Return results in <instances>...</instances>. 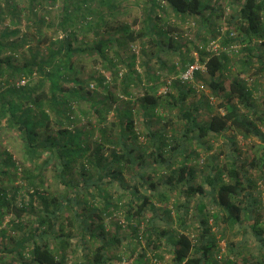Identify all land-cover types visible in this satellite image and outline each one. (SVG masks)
I'll return each instance as SVG.
<instances>
[{
  "label": "trees",
  "instance_id": "trees-1",
  "mask_svg": "<svg viewBox=\"0 0 264 264\" xmlns=\"http://www.w3.org/2000/svg\"><path fill=\"white\" fill-rule=\"evenodd\" d=\"M26 1L28 2V15L25 27L31 23L37 25L34 32L38 38L36 46L34 39L29 40L26 34L17 37L14 41L9 40L4 43L5 37L20 33L17 28L5 29L0 34V57L4 52H10L8 57L0 58V76L7 75L4 80L7 85L9 84L6 90L0 93V123L4 120L7 129L18 132L22 152L34 164V168H29L14 159L10 152L5 150L0 152L1 235L5 232V229L1 227L7 216H12L11 225L15 230H19L23 228L24 220L29 215L34 214V211L39 214L33 231L22 235L9 251L17 253L18 264H67V248L72 240V232L70 230L65 232L64 228L73 227L80 231H89L88 222L96 224L97 221L98 227L102 228L103 224L100 222L102 216L122 207L120 201L112 200L113 197L107 187L108 189H126V182L122 177L125 164L131 167L129 169H132L139 180L131 183L130 198L140 201L136 208L135 206L128 207L127 222L133 220L139 222L148 211H154L152 203L154 197L157 201H165L166 191L162 193L157 188L153 190L154 184L151 183L149 187L147 186L145 176L149 177L148 172L166 173L168 177L164 184L165 189L182 193L177 206V220L174 217L172 219L170 210L164 209L166 225L178 222L181 230L172 232L161 230L158 233L155 229L156 222L153 219L151 222L153 231L152 234L149 233V236L153 238L148 240V246L152 240L154 245L158 244L157 246H160L162 241H167L171 250V264H217L212 259L213 252L218 249L217 239L211 231L209 220H212L215 225L222 224L225 229L241 231L245 240L239 244H244L243 242L247 241L246 238H250L257 242L259 251L264 250L262 217L258 216L254 221H250L248 216L253 208L259 207L260 204L264 205L260 198L261 192L257 191L259 182L264 185V111L258 109L253 100L257 86L251 88L246 82L238 79L226 85L225 81L219 79V76L226 70L228 55L223 51L219 54L206 52L205 47L197 46L195 52L199 54L198 61L205 64V72H196L193 81L194 79L201 81L207 86L210 93L220 99L218 107L221 109L212 113L207 121H199L198 114L204 110L211 112L212 106L206 100L186 107L188 94L194 91L191 86H187L190 82L182 83L179 78L169 81L170 91L168 90L159 98H155L151 93L133 97L131 88L143 87V77L133 68L134 57H131L132 62L130 60L125 74L122 75L118 73L119 68L116 66L115 59L109 58L108 54L111 46L116 42L113 35H119L117 37L123 40L120 43L122 45L140 40L143 54H147L144 43L157 46L158 50L150 52L149 60L151 61L153 59L158 61L159 54L166 50L168 52L169 49L182 56L183 47L173 46L174 41L171 35H175L176 28L168 21L170 19L168 10L175 19H184L186 16L198 18L201 22V29L208 27L210 40L220 37V45L221 43L222 45L231 44L234 41L250 44L255 39L264 40L262 22L264 0H238L235 13L228 19L229 31H225L222 37L220 28H214L213 23L214 16L217 14L216 16L222 17L225 13L224 9L219 5L210 6L205 0H144L142 15L136 22L138 28L135 30L126 23L110 25L109 21L116 15V0H62L56 18L49 19V21H46L48 19L44 13L41 12L42 16L38 15L39 10H52L57 0ZM9 8V5L3 4V7L0 5V20H5L9 15L12 19L11 24L15 25L16 21L13 24V18L17 10L14 7L10 10ZM50 22L62 32L59 40L57 37L51 40L40 31L43 25ZM233 27L238 32V36L231 38L230 33L234 31ZM90 31L95 35L92 42L78 49L72 47V43L78 41L76 37L79 32L84 34ZM100 35L108 36L101 37ZM43 37L48 39V44L45 45L46 53L39 58L37 50L45 42ZM165 45L166 48H164ZM259 45H257L259 47L256 53L264 58V42L261 41ZM24 47L30 53L29 57L24 59L22 64H12L11 57H15L19 53L18 50ZM245 50L250 51L252 48ZM81 53L96 55L103 61L101 69L110 71V81L107 82L106 77L100 73V69L91 71L87 80L77 77L80 73L76 67L77 56ZM114 54L118 57L117 52ZM194 61L195 58L187 62L183 61L179 72H184L187 65ZM242 63L250 65L251 61L247 60ZM259 65L257 70L264 72V60ZM145 71L148 80L150 75L147 69ZM169 71L172 73L174 69H169ZM204 73L208 79L202 78ZM32 75L37 76L35 85L29 86V81L25 85L15 84L16 81L27 80L26 77L31 78ZM9 77L15 79L14 82L8 83ZM92 81H96V87L103 90L100 99L90 96L88 90L85 89ZM45 83H48L47 90L43 89ZM109 83H112V88L120 93L117 95L112 93L108 87ZM65 84H72V86L67 87ZM172 89L177 90V96L173 94ZM222 93L225 95L223 96ZM234 99L235 102H233ZM70 101L88 102L90 110L87 114L92 112L97 115L98 123H100L98 127L100 142H94L92 147L88 143L89 138L92 137L91 129L86 131L84 126H75L77 121L71 110ZM261 105L264 107V87ZM134 106L138 107L140 122L147 136L143 143L137 140ZM239 107L246 110V113H242ZM158 108L169 114L176 113V117L183 122V128L172 130L170 141L165 133L160 132L156 127L161 121L155 113ZM111 110H113L114 119L107 127L114 132V135L106 136V128L103 124ZM53 125H55V130L52 131ZM239 134L243 138L255 137L260 142V149L258 148L259 150L255 151V155L250 159L243 157L241 151L238 150L235 139ZM206 137L220 138L223 149L215 155H210L208 163L204 164L205 177L200 184H195L194 171L186 163L196 160L198 154L186 153L185 145L192 139L206 150H210L211 146H206V141L201 142ZM173 142L175 145H172ZM104 143H111L114 146V149L106 156L102 152ZM176 147L181 157L180 160V157L175 155L177 153L166 155L167 152L174 151ZM151 157H153L152 161L146 164L147 159ZM52 161H56L54 165L60 184L66 187L56 195L42 192L40 189L44 185L43 169ZM78 161L81 179L65 180ZM89 170H95L97 175H91ZM252 170L258 172L255 177L251 174ZM141 181H143L142 184ZM18 184L25 185L22 189L28 187L27 202H17V195L22 191ZM137 184L145 188L148 194L139 193ZM8 186H12L10 193L7 192ZM205 195L215 207V212L204 213L206 205L201 202V198ZM96 196L99 197L97 202L103 204L98 208L99 212L86 213L82 216L79 205L88 204L89 199ZM193 200L197 202L195 204L196 226L192 229L194 231L200 229L195 241L187 234L190 230L187 216L189 205ZM133 208L136 210L132 211ZM68 212L74 215L72 214L69 218L65 215ZM132 231L137 242L147 233L146 231L140 235L138 229L134 227ZM92 237L95 236L92 235ZM79 239V245H83L85 250L84 256L87 258L92 254L91 260H87L86 264H108L106 248L110 244L109 241L100 242V245L90 252L91 249L86 245L85 236L81 235ZM54 243L57 246L51 245ZM229 246L234 253H239L236 246L233 244ZM262 254L255 255L251 260L243 258L241 263L229 259L224 263L264 264ZM144 257L145 253L138 254V264H141Z\"/></svg>",
  "mask_w": 264,
  "mask_h": 264
},
{
  "label": "rangeland",
  "instance_id": "rangeland-1",
  "mask_svg": "<svg viewBox=\"0 0 264 264\" xmlns=\"http://www.w3.org/2000/svg\"><path fill=\"white\" fill-rule=\"evenodd\" d=\"M6 1H8L7 5H9L10 8L14 7L17 11L15 12V18H13V24L14 21H16L15 25L11 24L12 19L8 15L5 20H0V34L5 30H11V29H19L20 33L5 37L3 39V42L6 43L9 40H16L17 37H20L24 34L28 35L29 40L34 39L35 46L37 44L38 38L37 35L34 34L35 29L37 28V25L34 23L29 24L28 27H25V24H27L26 17L28 15V2L26 0H0V5L3 7V4L6 5ZM144 0H116V12L114 18L111 19L110 25L116 26L117 23H123L128 24L133 27V29H137L138 25L136 22L139 20V18L142 15V2ZM210 6L219 5L221 8L224 9V14L222 17L214 16V28H222L223 31H229V22L228 19L231 18V16L235 13L237 7H238V0H205ZM55 6L52 10H39V14L42 16V13L46 15L47 19L46 21H49V19L56 18V14L60 11V5L62 3V0H57L55 2ZM9 8V10H10ZM58 11V12H57ZM42 12V13H41ZM168 18L170 19L168 21L171 22V25L176 28L174 34L171 35L173 39V46L178 47L181 46V48L184 50L182 53V56H179L176 52L167 50L163 52L162 54H159V60L156 61L153 59L152 61L149 60V56L151 55V51L158 50L157 46L155 47L154 44L151 43H144L145 50L147 51V54L142 53V43L140 40H137L135 42H127L125 45H122L120 43L123 42V40H119L117 36L119 35H113V38L116 40V42L111 46V50L108 51L109 58H114L115 63L117 64V68H119L118 73L125 74L127 70V66L130 63L131 57H134L133 61V68L136 69L138 73L143 77L142 79V88H131L132 96L138 97L140 95H144L145 93L149 94L151 93L155 98H159L161 95L166 93L168 90L170 91V87H168L169 81H174L177 79L180 75L179 68L181 67V64L183 61L187 62L191 58L196 57V48L198 47H206L207 44L212 41L209 38L211 35L208 33V27H203L201 29V22L198 18H195L193 16H186L183 18H177L175 19L171 12L168 10ZM213 19V18H212ZM262 22L264 25V16L262 18ZM200 26V30H199ZM56 25L54 23H48L46 25H43L41 27V32L46 34L47 38H52L55 40H59L61 38V33L56 29ZM235 33V37L238 36V32L235 31V27H233ZM111 29V28H110ZM30 33V34H29ZM101 37L108 36V35H100ZM110 36V35H109ZM95 35L92 34L90 31L89 33H80L77 35L76 39L78 41L72 43V47H75V49L85 47L87 44L92 42ZM44 39V43L39 46V49L37 50L39 58H41L45 53V45L48 44V39ZM118 39V41H117ZM261 41L264 42V40H253L250 44L248 43H228L226 45L221 46L223 48V52H225L228 56L227 58V67L226 70H224L223 74L219 76V79L225 81L226 85H228L231 81L238 79L241 81H244L247 83V85L251 88L257 86V91L253 95V100L256 103V106L258 109L264 111V107L261 105V96L263 93V87H264V72L258 71L259 64L262 63L264 60L263 57H259L258 53H256V50L258 49ZM119 42V44H117ZM147 42V40H146ZM259 42V43H258ZM33 44V41H32ZM167 44V42H166ZM118 45H122L120 48ZM232 45H237L240 47L239 52L237 54L231 55L228 51L229 47L231 49ZM259 45V46H257ZM56 47V45L54 46ZM248 47V48H247ZM166 48V45L164 46ZM252 48L250 51H246L245 49ZM19 53L14 57H11V63L13 64H22L24 59L28 58L30 53L27 51L26 47H24L22 50H18ZM117 52L118 57H115L114 54ZM10 54L9 51L4 52L1 57L6 58ZM199 55V54H198ZM0 57V58H1ZM199 57V56H198ZM83 59V61L81 60ZM251 61L250 65L246 64L243 65L242 62L245 61ZM77 62L76 67L80 70V73L77 77L80 79L87 80L88 77L91 74V71H100L101 74H103L107 82L110 81V71L101 69L102 62L100 59L97 58L96 55H90V54H83L77 56ZM132 62V60H131ZM163 64V66H161ZM148 71V74L150 75V79H146V70ZM169 69H174V72L170 73ZM10 73V72H9ZM36 75H39L37 73H33ZM118 74V75H119ZM7 76V75H6ZM6 76H0V93H3L4 90L8 87V85L5 83V77ZM217 76V77H218ZM17 78L16 76H14ZM31 77V76H30ZM120 77V76H119ZM157 77V79H156ZM10 78V77H9ZM27 80L17 82L20 85H25L29 81V86H33L37 83V76L32 75L31 78L26 77ZM155 78V79H154ZM202 78L208 79L207 75L205 73L202 75ZM11 79V80H10ZM8 83L14 82L10 78ZM96 81H92L88 87L85 89L88 90L89 95L92 97H95L97 99L101 98V95H103V90L100 87H96L95 85ZM14 84V85H15ZM48 83H45V86H43V89L47 90ZM67 87H71L72 84H65ZM64 85V86H65ZM187 86H191V88L194 90L192 93L188 94V97L186 99L185 105L188 107L191 104L197 105L201 103L202 101H208L211 107L210 110H204L200 114H198L197 118L199 121H207L210 117V115L216 111H220L221 109L218 107V104L220 102V99L215 97L213 94L210 93L207 86L203 85L201 81H191ZM109 89L117 95L120 93L115 88H112V83H109ZM144 88V89H143ZM173 94L177 96V90L172 89ZM224 96L225 93H222ZM8 96V95H6ZM118 97V96H117ZM142 97V96H141ZM121 99V98H120ZM117 101V100H116ZM236 100L234 99L233 102ZM71 105V110L73 111V115L76 116V127H86L84 128L86 131L88 129H91V138H89V145L92 147L94 142H100V131L98 130V127L100 126V123H98L97 115L92 113L87 114L89 109V103L88 102H71L69 103ZM114 109V108H113ZM135 112V128L136 133H138V141H145L147 138L146 132L144 131V127L142 122H140V116L138 114V107L134 106ZM239 110L242 113H246V110H244L242 107H239ZM173 111V110H171ZM156 113V117H160L161 121L160 124L156 125L158 130L163 131L168 139V141L171 140L172 130L174 128H183V122H181V119H178L176 117V113L169 114L168 112H165L163 109L158 108ZM168 113V114H167ZM83 114V115H82ZM114 113L113 110H111L108 114L106 122L103 124L104 128H106V136H112L114 135V132L110 130L107 126L112 123L114 119ZM155 121V119H153ZM102 125V126H103ZM92 126V127H89ZM262 129V128H261ZM52 131L55 130V125H53ZM180 132V131H179ZM229 134V133H227ZM192 136V134H191ZM237 140V147L238 150L241 151L243 157H247L250 159L255 155V151L259 150V140L255 137H247L243 138L240 134L236 136ZM206 141V146H211L210 150H206L204 147L200 146L196 140H189L187 141L185 145V151L186 153L194 152L198 154V158L196 160L187 162L186 165L189 167H192L193 173H194V182L195 184H200L202 182V179L205 177L206 172L203 173L204 170V164L207 162L210 157V155H215L219 153L220 149H223V143L220 138H213V137H206L205 139H202L201 142ZM102 143V142H101ZM172 145H175L173 142ZM180 148V146H179ZM259 148V149H258ZM114 149L113 144L111 143H104L102 144V152L104 156H106L107 153H110ZM8 151L12 154L14 159H16L19 162L24 163V166L27 165L29 168H34V164H32L31 161H29L28 157H25L24 153L22 152V144L19 139V134L15 130L7 129L5 126V121L2 120L0 123V152L2 151ZM149 153V151H148ZM171 153L178 155L177 147L174 151L167 152L166 155H171ZM180 157V156H179ZM151 159H147L146 164L148 162L152 161ZM181 157L179 158V160ZM222 160V158H221ZM56 161H52L51 164L47 165L43 173V181L44 185L41 187L42 192H46L48 194L56 195L58 192H62L66 187L60 184L59 178L57 177V172L55 169V163ZM79 161L76 163L75 166H73L72 171L67 175V178L65 180H77L81 179L79 176ZM125 169L123 170L122 177L124 179L125 188L124 190L116 189V188H110L107 190L110 193V195L113 197V201H120L122 203V207L118 210H114L113 213H110L108 215H103L100 222L103 224L102 228L98 227V221L96 224H91L88 222V225L90 224V230H78L75 228L68 229V227L64 228V231L70 230L72 232V240L70 241V245L67 248V264H86L87 260H91L92 254L89 257H85V250L83 248V245H79L80 236H85V242L86 245H88L90 252L94 251L102 241H109V245L107 246L106 255L107 259H109L108 264H138V254L145 253V257L143 260H141V264H171V250L168 246L167 241H162V244L160 246L155 245L152 242H150V245L148 246V240L153 238L149 236V233L152 234L153 229L151 228V222L154 219L155 229L159 233L161 230L165 231H177L181 230L178 222H173V224L166 225V215L164 212V209L170 210V216L177 220V206L180 203V199L182 196L181 194L177 193L176 191H167L165 189V181L168 175L161 171H156L155 174L153 172H148L145 178L147 179V186H150L151 184H154V189H158L163 193L165 192V201L160 202L157 201L156 197L153 198L152 203L154 205L155 210L154 211H148L145 216L142 217L141 220L138 221H132L127 222L126 220V212L128 207L130 206L136 208V205L140 203V201H137L136 198L131 199L130 198V190H132L131 183L135 181H139L138 178H136V175L133 173L132 169H129L127 164H125ZM204 170V171H203ZM91 175L95 176L97 175V172L95 170H89L88 171ZM257 171L251 172L252 176L255 177L257 175ZM89 174V175H90ZM80 181V180H79ZM143 181H141V184ZM19 187H21V190L17 195V202H27L29 198L28 193V187L26 189H22L24 184H18ZM145 185V187H147ZM137 189L139 193H146L148 192L143 188L140 184H137ZM152 189V188H151ZM67 190V189H66ZM12 191V186L7 187V192ZM257 191L261 192L260 198H262V201L264 202V185L259 182ZM95 194V193H93ZM88 197V195H86ZM99 197L96 196L92 199H89V203H81L79 205V209H81V212L83 213L82 216L86 213H98V208L102 206V203H98ZM197 199V198H195ZM197 200H193L191 204L189 205V212L187 216V223L189 225L190 230H188L187 234L190 236V238L195 241L197 240L196 237L200 232V229L194 231L192 228H195L196 226V209L195 204ZM201 202L206 205V210L204 213L210 214L212 212H215L216 209L211 203V201L206 198L205 196H202ZM133 208L132 211H135L136 209ZM35 213L32 215H29L25 220L23 224V228L19 230H15L12 225V216H7L4 219L2 229H5V232L3 235L0 233V264H18V256L16 252H9L11 247L15 244V241L19 240L22 235L28 234L30 231H33V229L36 227V218L38 217L37 211H34ZM72 214L74 213H66L65 215L71 218ZM249 220L254 221L256 217L261 216V220L264 224V205L260 204L259 207L253 208L251 214H248ZM96 217V216H95ZM209 223L211 225V231L214 235V237L217 239V247L218 249L213 252L212 259L216 261L217 264H225L224 262L229 259L231 261L241 263L242 259L244 260H251L252 257L255 255H261L264 257V250L259 251L258 244L255 240L246 238L247 241L243 242L244 244H239L242 240H245V236L243 237V233L238 230H229V228L225 229L222 224L215 225L213 224L212 220H209ZM132 227L138 229V234L143 235L144 232L147 231V233L139 238V242L135 240V237H133V231ZM149 231V232H148ZM86 232V233H84ZM142 233V234H141ZM94 235L95 237H92ZM139 235V236H140ZM244 238V239H243ZM113 240L119 241L118 243L114 242ZM229 244H233L237 247V251H239L238 254L234 253L231 246ZM52 246H57L54 244H51ZM157 248H154V247ZM88 247H86V250H88ZM256 252V253H255ZM92 262V261H91ZM90 264V263H89ZM234 264V263H232Z\"/></svg>",
  "mask_w": 264,
  "mask_h": 264
},
{
  "label": "built area",
  "instance_id": "built-area-1",
  "mask_svg": "<svg viewBox=\"0 0 264 264\" xmlns=\"http://www.w3.org/2000/svg\"><path fill=\"white\" fill-rule=\"evenodd\" d=\"M224 32L225 31L220 29V36L221 37L223 36ZM230 37L231 38L235 37V33L231 32ZM219 41H220V37L217 38L216 40L210 41L207 44V46L205 47V51L206 52H212L214 54H219L220 52H222L223 48L220 45ZM239 49H240L239 46L232 45L231 49L229 47V50L226 52L233 55V54H237L239 52ZM196 72H199V73L205 72V64H202L198 61V54L197 53H196L195 61L193 63L188 64L186 70L184 72L180 73L178 78L180 79V81L182 83H189V82L193 81V78H194Z\"/></svg>",
  "mask_w": 264,
  "mask_h": 264
}]
</instances>
